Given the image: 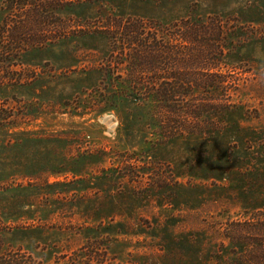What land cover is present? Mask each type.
<instances>
[{"label": "rangeland", "instance_id": "1", "mask_svg": "<svg viewBox=\"0 0 264 264\" xmlns=\"http://www.w3.org/2000/svg\"><path fill=\"white\" fill-rule=\"evenodd\" d=\"M114 14L155 27L222 20L213 67L182 69L217 74L214 95L226 87L234 107L221 132L164 140L134 101L108 106L109 70L127 77L104 30ZM3 30L23 33L0 55L12 64L0 100L16 119L0 127L6 247L42 264H98L73 260L85 246L107 251L104 264H226V222L264 219V0H0ZM170 70L142 76L176 77Z\"/></svg>", "mask_w": 264, "mask_h": 264}, {"label": "trees", "instance_id": "2", "mask_svg": "<svg viewBox=\"0 0 264 264\" xmlns=\"http://www.w3.org/2000/svg\"><path fill=\"white\" fill-rule=\"evenodd\" d=\"M112 16L108 18V25L104 30L109 35L110 48L117 51L120 57L115 64L125 65L127 77H122L121 74L111 77L109 70L106 77H109L107 80L112 88L106 94L108 106L115 107L120 99L134 101L141 110L138 119L142 121L143 127L164 140L188 135L209 137L221 132L224 128L221 125L222 117L234 107L226 87L220 90L223 91L220 96L214 95L212 85L218 81L213 77L217 74L200 72L204 78L189 79L184 77L187 72L182 69L194 65L198 67L199 63L205 69L206 66L209 69L213 67L210 63L213 55L221 56L224 53L225 44L222 39L225 26L222 20L218 16L209 19L186 16L168 27L161 24L155 27L140 16ZM10 32H0V55L10 51L9 46L15 36L21 38L23 35ZM11 65L8 61L0 60V88L10 84ZM155 68L163 72L171 69L168 72L170 75L173 68L176 70V77L147 80L142 76L144 72ZM15 120L7 100H0V127H8ZM258 211L264 213V210ZM253 221L252 217L226 222L220 242V251L228 254L226 264H264V232L250 231L251 228L262 229L264 219L261 218L257 223ZM8 230L0 211V264H42L21 248L6 247L5 235ZM92 244L91 242L90 245ZM88 249L86 246L81 247L80 251L86 252L78 254L79 256L75 254L73 260L93 257L98 264L105 263L107 251L100 256L98 253L88 254Z\"/></svg>", "mask_w": 264, "mask_h": 264}]
</instances>
